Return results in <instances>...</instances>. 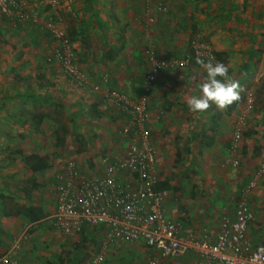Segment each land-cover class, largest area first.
Returning <instances> with one entry per match:
<instances>
[{
	"label": "rangeland",
	"instance_id": "rangeland-1",
	"mask_svg": "<svg viewBox=\"0 0 264 264\" xmlns=\"http://www.w3.org/2000/svg\"><path fill=\"white\" fill-rule=\"evenodd\" d=\"M26 1L38 11L41 20L55 12L65 19V14L70 10L67 6L51 7L45 4V0ZM189 1V17H186L192 21L193 27L190 29L185 51L179 55L188 53L191 56L195 43H207L213 54L222 52L219 59L215 57L214 61L226 64L228 75L238 82L237 101L245 93H249L253 99L251 110L245 119L238 152L239 161L234 166L225 160H209V157L217 155L220 145L218 141H213L216 133L222 135L231 132L237 101L225 109L212 106L202 114L192 113L187 107V101L198 92V85L203 82L205 75L204 69L194 60L185 69L165 72L159 77L160 84L157 81L158 84L152 86L146 95L150 103L156 104L149 111L152 117H156V122H159V130L154 135L156 142L152 145L155 148L156 143L170 141L168 137L176 133L174 142L170 143V148L176 151L159 155L162 156L159 159L160 175L166 178L165 183L167 182L176 199L188 203L196 211L201 204L216 206L217 201L221 204L220 213L229 212L234 200L257 171L259 155L264 147V8L260 7L262 0ZM155 10L163 13L165 8L157 10L155 7ZM255 13L262 15L260 19L256 18V25L253 22ZM5 23L8 33H0V95H3L0 96V196L10 197L11 200L5 198L4 202H9L10 210H14L18 203H40L43 197L46 198V193L49 194L55 188L56 172L62 169L67 160H74L81 170L91 172L100 154H121L122 147L116 137V130L122 121L119 114L105 104L101 93L76 89L64 83L59 64L48 60L51 41L46 32L36 31L37 35L40 34L36 45L29 34L33 30L19 29L6 21ZM91 38L98 39L97 35L93 38L92 34ZM70 40L79 64L86 73H93L90 81H96V73L105 71L110 76V84L131 95L130 99L136 101L145 96L141 90L139 93L135 81L132 82L141 76L139 71L136 72L135 66L130 68L119 56L118 61L113 62L120 50L117 52L112 48H103L96 45L95 41L92 45V40L88 38L83 40V50H78L74 38L70 36ZM115 45L116 43L113 45L114 49H117ZM151 46L148 44L144 49ZM19 53H22L21 57H18ZM142 62H139V66L144 68L146 61ZM131 86H136L137 89L128 93L127 89ZM36 117H41L37 124L34 122ZM23 120L26 122H22ZM178 144L183 145L181 149ZM190 144L196 146L199 159L193 160L191 151H184ZM21 153L38 154L45 158L48 167L32 173L24 166ZM231 177L233 181L229 183ZM31 181H35L38 186L31 190L27 199L22 200L26 195L21 188L31 187ZM235 184H239L236 192L233 191ZM4 186L10 187L9 195ZM222 188L225 189V197L220 198L217 191H222ZM212 191H216L214 198ZM247 201L255 213L247 233L252 238L264 236V170L247 195ZM49 204H54L53 210L46 211L45 215L48 217L41 225L36 223L31 232H26L24 227L14 230L18 228L17 223L11 217L7 219L12 221L13 229L10 230L14 231V236L11 240L16 243L15 246H25L32 242V245L39 248L37 259L31 256L29 261L23 260L21 251L24 250L20 247L18 248L22 254L18 252L15 256L22 259L24 264H60L57 256H63L66 260L72 258L73 252L75 253L72 246L80 240L86 245L80 252V257L89 263L96 255L98 243L107 241L108 238L103 237V233H96L94 240L83 233L63 235L54 226L55 200L52 197ZM50 213L52 215L49 216ZM218 215L219 213L212 217L217 219ZM1 218L0 216V220ZM18 219L23 220L22 217Z\"/></svg>",
	"mask_w": 264,
	"mask_h": 264
},
{
	"label": "built area",
	"instance_id": "built-area-1",
	"mask_svg": "<svg viewBox=\"0 0 264 264\" xmlns=\"http://www.w3.org/2000/svg\"><path fill=\"white\" fill-rule=\"evenodd\" d=\"M45 4L69 7L72 0H45ZM157 9L162 10V5H157ZM0 14L13 25L45 30L51 41L48 60L59 64L69 86L76 89L86 87L89 76L77 61L63 18L58 12L41 20L38 11L26 0H0ZM144 55L147 61L142 83L144 92L154 86L163 70L185 68L191 60L215 59V54L205 42L195 43L191 56L184 54L164 58L158 56L152 47L145 49ZM91 89L100 92L105 104L121 117L116 137L122 153L100 154L91 172L81 170L74 160L63 164L55 174V228L69 236L78 233L84 226H103L108 239L141 242L148 248L145 264H178L179 257L186 252L195 254L196 264H264V243L254 242L247 233L254 220L247 195L264 170V147L259 155L257 171L235 199L232 214L225 212L220 217L214 238L199 236L192 231L182 232L180 226L163 211L169 191L161 185L156 173L152 134L147 127L150 111L145 96L136 101L130 99L122 91L108 85L106 75L101 86L92 84ZM252 101L251 95L245 93L237 102L225 159L234 166L239 161L245 119ZM14 249L0 253V264H24L15 256ZM91 264H103L102 255H94Z\"/></svg>",
	"mask_w": 264,
	"mask_h": 264
},
{
	"label": "crops",
	"instance_id": "crops-1",
	"mask_svg": "<svg viewBox=\"0 0 264 264\" xmlns=\"http://www.w3.org/2000/svg\"><path fill=\"white\" fill-rule=\"evenodd\" d=\"M157 5H162V7L165 8V11H163V13L156 12L155 7L157 9ZM190 5L191 3L189 0H73V3L68 7V9H70L69 13L67 12L68 16H66L67 13L65 14V19H63V24L66 29V32L68 31L70 32L71 29L75 31V34H73L72 37L74 38L75 45H77L79 48L78 50H83V46L85 45L84 43L85 41L83 40H85V38H88V40L90 41L92 40V45H94V41H95L96 45L101 46L103 48L106 49L112 48L113 50L116 51L120 50V52L117 51L118 53L114 57V59L112 58L113 62H117L118 61L117 56H119L120 60L123 61L125 60V64L130 65V68L135 66L134 68L136 72L138 73L139 71L141 73V76L139 75V77L135 78V80H132V82L135 81V83L138 86L137 88L139 90V93L141 90V92L145 95V101L147 104L146 106L147 109L149 110L150 107L152 108L156 104L150 103L147 100L148 97L146 95L149 92L148 91L144 92L143 90V84H142L143 75L147 70L146 69L147 61L143 49L146 45L149 44L152 45L151 47L154 48L155 51L157 50L156 51L157 55L160 57H164V56H165L164 58L179 57L180 56L179 54L185 51V45L188 41L187 39L188 37H190L191 34L190 29H192L191 27H193V24L191 23L192 21L188 18L189 15L187 14ZM254 7H256V5ZM260 7L264 8V0L261 1ZM187 15L188 17H186ZM261 17H262L261 13L260 14L255 13L254 15L255 20L253 19L254 25L257 24L256 18L260 19ZM5 21L13 25V23H11L6 18V16L0 14V33L3 32L8 33L7 32L8 26H6ZM13 26L18 27L19 29L26 28L25 26H21L17 24ZM36 31L45 32V30L37 27L36 29L33 30V32H29L30 37L37 42L38 38H40L38 35L40 34L38 33L37 35ZM91 34L93 35V38L94 35L95 36L97 35V38L99 40L101 39V41H97L98 39L93 40L91 38ZM32 42L34 43V41ZM115 43L117 49H114L115 47L113 45ZM143 60L146 61V64L144 62V68L143 66L142 67L139 66L140 64L143 63L142 62ZM125 67L127 66L125 65ZM182 69L185 68H174V69L163 70L158 74L156 82L160 81L161 75L163 76L165 72L172 70H182ZM88 73L87 74L90 77L88 84L86 85V87L80 89H87L88 91H93L91 89V85L99 84L101 86V82L103 81L104 75H106V83L112 86L110 84L111 82L110 76L105 71L96 73L98 74L96 81H92V80L90 81L92 76L91 74L93 73L92 72H88ZM156 82L154 84L155 86L156 84H158ZM64 83L68 84L66 80L64 81ZM137 88L136 86L134 87L131 86L130 89L133 90L131 91L128 88L127 90L129 92L128 91L127 92L133 93ZM126 95L128 97L131 96L128 94ZM155 118L152 117L150 112V118L147 123V127L151 131L153 144L156 142L154 135L156 131L159 130L158 127L159 122H156L157 120H155ZM174 135H176V133L171 134L168 137L170 141L166 140V142L163 144H161V142L158 144L156 143L154 148V150L157 152L155 153L156 170H157L156 173L158 175L159 180L161 181V185L167 188L169 191V197L164 203L163 211L170 220L176 222L180 226L182 232L192 231L193 233L199 236L207 235L210 236L211 238H214V235L219 229L220 217L222 216L223 213H225V212L220 213L221 204L217 203V201L215 202L216 206H212L209 204L208 205L201 204L202 206L200 207V209L198 208L199 210L196 211L195 208H191L188 205V203H182L179 198L176 199L175 195L172 193V191H170L167 182L165 183L166 178L164 176L161 177L160 175L161 161H159V159L162 158V156L159 157V155H161V153H163L164 155V152L170 153L172 151L173 152L176 151L170 148V143H173L175 140ZM215 138L216 139H214L213 141L214 142L218 141L220 145L217 148L218 149L217 155L209 157V160L214 161V158L218 160H225L227 157V150L230 143L231 132L230 133L227 132L222 135H220V133L217 132ZM181 146L183 145L181 144L178 147L180 148ZM189 146L190 147H185L184 151L187 150H189V152L191 151L193 160L197 158L199 159L196 151V146L191 144ZM204 146H206V143H204ZM232 181L233 179L231 177L229 183H232ZM235 186L237 188L235 187V190L233 191L236 192L237 190H239L238 189L239 184L237 185L235 184ZM4 188L7 189V194L9 195L10 187L7 188L4 186ZM217 192H218L217 194L221 198L224 196L223 194H225V189L222 188V191L219 190ZM212 195L214 198L216 196V191H212ZM51 197L55 200V188L49 194L46 193V198L43 197V200L40 201V203L39 202L37 203L31 202L30 204L22 203V202L18 203L20 205H25V206L27 205L37 206L42 209V217L39 220H35V221H28L23 217H22L23 220H21L18 219L19 217H21L19 215L7 214L11 211L12 212L15 211V209L10 210L9 207L10 203L8 202L7 204V202H4V200L1 199L0 204H2V207L0 208V216L2 218L0 220V253L11 252V249L16 245V243L11 240V238L14 236L13 234L14 231L12 232L10 230L13 229V225L11 224V222L13 221L18 225V228L14 230L18 231L20 228L24 227L25 231L26 230H29L30 232L33 231L32 228L36 225V223L41 225L42 221L46 217H48V215H45V212L53 210L54 204L53 206L49 204ZM24 199H27V196L22 200ZM43 202L47 204L43 205L42 204ZM234 203L231 206V210H229V212H226L229 215H231L233 212ZM217 213H219L218 218L214 219L212 215H215ZM50 215H52V213H50L49 216ZM10 217L13 218L12 221L7 220ZM103 229L105 228L103 227ZM103 237H105V235ZM252 239L264 243L263 235H259V237H254ZM18 247L24 250V252L21 251L23 254L20 253V248ZM18 247L15 246V249L13 251L16 254L18 252L22 254L21 256L23 260L29 261V258H31V256L33 257V259L35 257L36 259L38 258L37 251L39 250V248L32 245V242H28L25 246L24 244L21 246L19 245ZM98 253H100L103 257V264H145L146 257L149 254V249L146 248L141 242H136V241L127 242L119 238L118 239L114 238V239H107V241L104 240L98 243L95 254ZM61 257L63 258V263L60 262V264H65L66 259H64L63 256ZM196 261L197 259L195 257V254H193L192 252H186L185 254L179 257L178 264H196Z\"/></svg>",
	"mask_w": 264,
	"mask_h": 264
},
{
	"label": "clouds",
	"instance_id": "clouds-1",
	"mask_svg": "<svg viewBox=\"0 0 264 264\" xmlns=\"http://www.w3.org/2000/svg\"><path fill=\"white\" fill-rule=\"evenodd\" d=\"M196 62L204 69L205 75L198 85V92L187 101L192 113L202 114L212 106L225 109L239 99L238 82L230 78L226 64L212 59H197Z\"/></svg>",
	"mask_w": 264,
	"mask_h": 264
},
{
	"label": "trees",
	"instance_id": "trees-1",
	"mask_svg": "<svg viewBox=\"0 0 264 264\" xmlns=\"http://www.w3.org/2000/svg\"><path fill=\"white\" fill-rule=\"evenodd\" d=\"M21 26H23V25H21ZM24 26L27 28V25H24ZM30 30H32V29H30ZM67 34H70V36L72 37L73 34H75V31H73V29H71L70 32L69 31L67 32ZM70 36H68L69 40H70ZM70 42H71V40H70ZM35 43H36V45L38 44V42H35ZM143 50H145V49H143ZM221 54H222V52H216L215 53L216 59H219ZM18 57H21V53H20V55H18ZM245 67H247V65H245ZM1 94L5 95V93H1ZM0 96H3V95H0ZM40 121H41V117H36L34 122H35V124H37ZM22 122H26V121L23 120ZM21 156H22L21 158L24 162V166L26 168H28L32 173L42 171L48 167V163L45 160V158L39 156L38 154L31 155V154H22L21 153ZM30 186L31 187L28 186V187L21 188V191L23 192L24 195L29 196L31 190L35 189L38 185L35 181H31ZM0 198L2 200H4L5 198H7V200L10 199V197H6V196H2V195L0 196ZM15 206H16L15 211H13V212L11 211L7 214H9V215L10 214L11 215L16 214V215H19V216L27 219L28 221L39 220L42 217V209L40 207L32 206V205L25 206V205H20V204H17ZM249 206L251 207V209L254 213V209L252 208V206L250 204H249ZM254 215H255V213H254ZM78 233H81V234L83 233V235L86 234L92 240H94L96 233L97 234L103 233V235H105L103 226H99V227H85L84 226ZM92 243H95V241H92ZM85 248H86V245H84L83 242H81L80 240H78L76 243H74L72 246V249L75 251V253L73 252L72 258L65 260V264H91V262L86 263L85 260L83 259V257H80V252L82 250H84ZM57 259L59 260V263L60 262L63 263V258L60 255L57 256Z\"/></svg>",
	"mask_w": 264,
	"mask_h": 264
},
{
	"label": "bare ground",
	"instance_id": "bare-ground-1",
	"mask_svg": "<svg viewBox=\"0 0 264 264\" xmlns=\"http://www.w3.org/2000/svg\"><path fill=\"white\" fill-rule=\"evenodd\" d=\"M55 178V177H54Z\"/></svg>",
	"mask_w": 264,
	"mask_h": 264
}]
</instances>
